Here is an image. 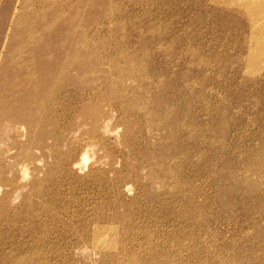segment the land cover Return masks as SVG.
Returning a JSON list of instances; mask_svg holds the SVG:
<instances>
[{"label":"rangeland","instance_id":"obj_1","mask_svg":"<svg viewBox=\"0 0 264 264\" xmlns=\"http://www.w3.org/2000/svg\"><path fill=\"white\" fill-rule=\"evenodd\" d=\"M0 264H264V0H0Z\"/></svg>","mask_w":264,"mask_h":264},{"label":"bare ground","instance_id":"obj_2","mask_svg":"<svg viewBox=\"0 0 264 264\" xmlns=\"http://www.w3.org/2000/svg\"><path fill=\"white\" fill-rule=\"evenodd\" d=\"M99 231V230H98ZM98 234V233H97ZM100 234V233H99ZM102 238V237H101ZM101 240V239H100Z\"/></svg>","mask_w":264,"mask_h":264}]
</instances>
